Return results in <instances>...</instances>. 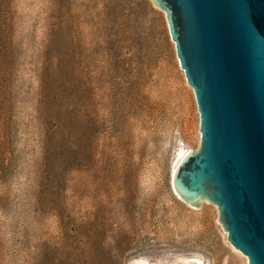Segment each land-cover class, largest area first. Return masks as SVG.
<instances>
[{
    "label": "rangeland",
    "instance_id": "obj_1",
    "mask_svg": "<svg viewBox=\"0 0 264 264\" xmlns=\"http://www.w3.org/2000/svg\"><path fill=\"white\" fill-rule=\"evenodd\" d=\"M199 141L151 0H0V264H247L172 190Z\"/></svg>",
    "mask_w": 264,
    "mask_h": 264
},
{
    "label": "water",
    "instance_id": "obj_2",
    "mask_svg": "<svg viewBox=\"0 0 264 264\" xmlns=\"http://www.w3.org/2000/svg\"><path fill=\"white\" fill-rule=\"evenodd\" d=\"M193 89L200 141L172 174L188 205H216L226 240L264 264V0H151Z\"/></svg>",
    "mask_w": 264,
    "mask_h": 264
},
{
    "label": "bare ground",
    "instance_id": "obj_3",
    "mask_svg": "<svg viewBox=\"0 0 264 264\" xmlns=\"http://www.w3.org/2000/svg\"><path fill=\"white\" fill-rule=\"evenodd\" d=\"M187 149H183L181 148L180 150H178V155H177V160L175 162V164L173 165V168H172V172L176 166V164L178 163L179 159L183 156L184 152L186 151ZM199 260V259H198ZM130 264H149L146 260H144L143 258H135L133 259ZM198 264H201L200 261H198Z\"/></svg>",
    "mask_w": 264,
    "mask_h": 264
}]
</instances>
